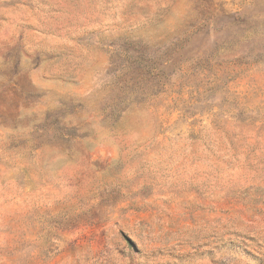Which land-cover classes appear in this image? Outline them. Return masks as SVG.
<instances>
[{
	"label": "rangeland",
	"instance_id": "obj_1",
	"mask_svg": "<svg viewBox=\"0 0 264 264\" xmlns=\"http://www.w3.org/2000/svg\"><path fill=\"white\" fill-rule=\"evenodd\" d=\"M0 264H264V0H0Z\"/></svg>",
	"mask_w": 264,
	"mask_h": 264
}]
</instances>
